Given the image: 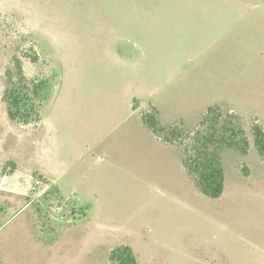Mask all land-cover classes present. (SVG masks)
<instances>
[{
	"label": "rangeland",
	"instance_id": "1",
	"mask_svg": "<svg viewBox=\"0 0 264 264\" xmlns=\"http://www.w3.org/2000/svg\"><path fill=\"white\" fill-rule=\"evenodd\" d=\"M14 58L46 81L42 126L6 113ZM142 115L177 133L154 135ZM213 116L247 142L219 152V198L183 164ZM255 123L264 128V0H0V172L32 147L71 159L97 143L90 192L78 182L58 206L55 194L0 204V264H117L121 244L139 264H264Z\"/></svg>",
	"mask_w": 264,
	"mask_h": 264
},
{
	"label": "trees",
	"instance_id": "2",
	"mask_svg": "<svg viewBox=\"0 0 264 264\" xmlns=\"http://www.w3.org/2000/svg\"><path fill=\"white\" fill-rule=\"evenodd\" d=\"M22 68L20 61L14 58V65L5 70L6 85L3 89V99L6 103V113L11 120L32 124L38 122L41 117L40 107L46 81L27 78ZM212 112L213 107H210L206 114ZM207 118L208 115L204 119ZM141 120L154 135L161 136L162 130L163 132L167 130L171 136L177 133L175 127L168 129L160 126L157 118L152 115H142ZM208 122L206 130L202 133L194 132L193 144L187 151L183 164L202 195L219 198L225 188V175L219 152L224 148H239L244 152L247 149V142L242 130L230 125V122L225 120L220 122L216 116L211 117ZM251 133L259 156L264 158V128L255 123ZM169 138L165 136L164 141L170 140ZM110 259L117 264H139L128 245L114 247L110 252Z\"/></svg>",
	"mask_w": 264,
	"mask_h": 264
},
{
	"label": "crops",
	"instance_id": "3",
	"mask_svg": "<svg viewBox=\"0 0 264 264\" xmlns=\"http://www.w3.org/2000/svg\"><path fill=\"white\" fill-rule=\"evenodd\" d=\"M138 98V95H134L132 93L131 100H128L129 113H133L135 109H133V98ZM140 129L142 128L141 121L135 116L134 118ZM44 120H46V113H41V117L39 120V126H42ZM141 124V125H140ZM143 130V129H141ZM144 131V130H143ZM145 132V131H144ZM57 140V137H55ZM72 145L67 146L64 149H75L77 146V142L70 138ZM95 146L97 143L89 142L88 146L85 148L77 149L78 152L75 153L76 157H72L71 159H67L64 155H61V152L58 155L51 156L48 151H45V148L38 150V148H31L29 155H32V160L28 159V156L25 157H16L17 159L11 156V160L13 162V167L10 170H5L3 173L0 172V204H7L9 206L20 207L22 204L25 205L30 201H40L43 198H49L55 194L56 206L60 203V198L64 196V192H68L71 190V193H78L79 190L74 187L78 182H85L84 187L81 188L86 193L90 192L88 189V184L91 183L89 180L91 171L93 170V166L95 165L94 161V153ZM104 150V149H101ZM25 160H27L28 164H24ZM31 175L41 177V180L47 182L46 184L52 186V189L40 190L38 192H31L29 189L30 183H32V179H29ZM55 189H54V188ZM49 190V191H48ZM51 194V195H50ZM70 194V193H69ZM50 195V196H49ZM40 198V199H39ZM0 206V207H1Z\"/></svg>",
	"mask_w": 264,
	"mask_h": 264
},
{
	"label": "built area",
	"instance_id": "4",
	"mask_svg": "<svg viewBox=\"0 0 264 264\" xmlns=\"http://www.w3.org/2000/svg\"><path fill=\"white\" fill-rule=\"evenodd\" d=\"M47 187L48 186H47L46 182H44L43 180H39V179L34 180V182L30 183V185H29V189L31 191L38 192V193L40 190L47 189Z\"/></svg>",
	"mask_w": 264,
	"mask_h": 264
}]
</instances>
